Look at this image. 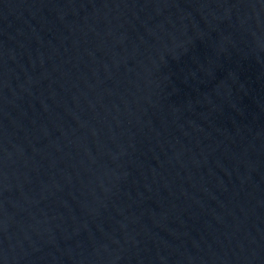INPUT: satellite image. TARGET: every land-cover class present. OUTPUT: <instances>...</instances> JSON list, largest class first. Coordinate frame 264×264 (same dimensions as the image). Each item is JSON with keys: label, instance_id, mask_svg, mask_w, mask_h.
I'll list each match as a JSON object with an SVG mask.
<instances>
[{"label": "water", "instance_id": "1", "mask_svg": "<svg viewBox=\"0 0 264 264\" xmlns=\"http://www.w3.org/2000/svg\"><path fill=\"white\" fill-rule=\"evenodd\" d=\"M0 264H264V0H0Z\"/></svg>", "mask_w": 264, "mask_h": 264}]
</instances>
